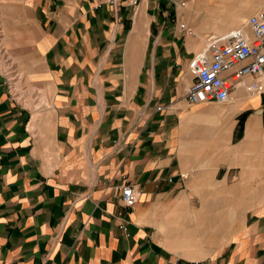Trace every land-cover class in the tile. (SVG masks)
Instances as JSON below:
<instances>
[{
	"label": "crops",
	"instance_id": "1",
	"mask_svg": "<svg viewBox=\"0 0 264 264\" xmlns=\"http://www.w3.org/2000/svg\"><path fill=\"white\" fill-rule=\"evenodd\" d=\"M21 4L34 34L0 51V264H264V94L187 101L194 56L264 0Z\"/></svg>",
	"mask_w": 264,
	"mask_h": 264
},
{
	"label": "built area",
	"instance_id": "2",
	"mask_svg": "<svg viewBox=\"0 0 264 264\" xmlns=\"http://www.w3.org/2000/svg\"><path fill=\"white\" fill-rule=\"evenodd\" d=\"M129 1L136 6L142 0ZM181 28L186 29V25ZM190 70L196 82L187 94L188 103H227L240 86L251 94L263 93L260 81L246 83L245 79L264 76V10L252 15L244 26L209 39L190 62ZM140 198L135 187H122L120 201L124 207L133 208Z\"/></svg>",
	"mask_w": 264,
	"mask_h": 264
},
{
	"label": "rangeland",
	"instance_id": "3",
	"mask_svg": "<svg viewBox=\"0 0 264 264\" xmlns=\"http://www.w3.org/2000/svg\"><path fill=\"white\" fill-rule=\"evenodd\" d=\"M21 1L22 0H0V51L5 46L7 51L8 46L24 42L28 36L34 34V23H32L34 14L31 13L29 9L25 11L22 7ZM191 32L193 33V31ZM12 54H14V52H12ZM17 54L18 53L13 56H16ZM2 55L3 53L0 57ZM246 93L250 96L257 94H251L247 91ZM260 94H264V92Z\"/></svg>",
	"mask_w": 264,
	"mask_h": 264
}]
</instances>
